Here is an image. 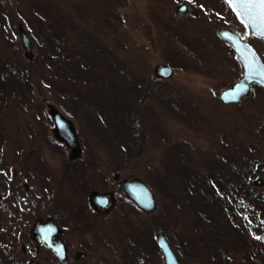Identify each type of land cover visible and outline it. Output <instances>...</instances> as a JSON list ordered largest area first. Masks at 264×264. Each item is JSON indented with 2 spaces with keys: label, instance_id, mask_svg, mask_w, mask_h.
<instances>
[{
  "label": "rangeland",
  "instance_id": "1",
  "mask_svg": "<svg viewBox=\"0 0 264 264\" xmlns=\"http://www.w3.org/2000/svg\"><path fill=\"white\" fill-rule=\"evenodd\" d=\"M222 27L239 32L264 62V40L248 33L226 0H0V194L9 184L19 191L10 208L15 221L5 210L0 216V243L10 234L2 230L16 236L22 228L14 250L23 264H61L28 234L36 218L53 216L78 264H165L158 231L183 264H214L211 254L228 244L230 264H264V207L253 209L255 241L241 246L232 234L221 240V224L198 203L211 193L204 176L215 162L246 154L264 160V88L253 86L239 103L219 97L242 74L218 35ZM159 63L174 68L170 78L155 75ZM53 108L74 124L82 147L76 160L55 136ZM127 108L131 124L122 118ZM117 173L147 182L158 212L125 199ZM255 178L264 181V167L248 184L264 197ZM93 190L115 192L109 213L92 208ZM80 217L86 228L78 227Z\"/></svg>",
  "mask_w": 264,
  "mask_h": 264
},
{
  "label": "water",
  "instance_id": "2",
  "mask_svg": "<svg viewBox=\"0 0 264 264\" xmlns=\"http://www.w3.org/2000/svg\"><path fill=\"white\" fill-rule=\"evenodd\" d=\"M232 8L234 9L233 6ZM186 11L187 6L184 4L177 7V14L179 15H184ZM234 11L236 12V10ZM239 19L248 28L250 34L264 39V37L259 34V24L256 28H253L246 17L239 16ZM19 34L25 50V56L29 59H33L32 40L22 23L19 24ZM218 34L234 48L236 58L242 67L241 76L233 85L221 92L220 100L224 104L239 103L244 97L251 93L253 85H259L264 88V76L260 75L261 72H264V63L254 48L247 40L243 39L238 32L230 28H221ZM154 73L157 77L167 79L173 75L174 68L168 64L159 63L156 65ZM240 89L244 90L240 91ZM234 94H237L238 98L231 99L230 97ZM51 114L55 122L54 132L56 137L65 143L73 159L79 158L82 154V148L73 122L56 108L52 109ZM116 178L120 179L119 174H116ZM254 183L261 186L264 184V181L262 178H255ZM119 189L122 195L134 201V203L146 213L153 214L158 212L159 206L155 192L151 186L141 178L121 179ZM89 197L91 204L100 212L106 213L110 211L115 204L114 195L110 192L102 193L92 191ZM55 234L60 235L61 228L53 219L49 220V222L47 221L44 225L38 221L31 232L32 237L40 236L42 242L47 247L52 248L61 259L65 260V246L62 241L52 239V236ZM156 241L162 251L165 264H183L180 256L177 254L163 231L156 233ZM29 264L39 263L33 261Z\"/></svg>",
  "mask_w": 264,
  "mask_h": 264
},
{
  "label": "trees",
  "instance_id": "3",
  "mask_svg": "<svg viewBox=\"0 0 264 264\" xmlns=\"http://www.w3.org/2000/svg\"><path fill=\"white\" fill-rule=\"evenodd\" d=\"M127 109V114L122 115V118L127 119L131 124V111ZM225 161L226 165H220L217 162H215L216 165H211V172L204 176L206 183L211 185V193L207 190L204 195L200 196L198 203L205 209L209 207L211 222L217 221L221 224L217 229L221 240H224L227 234H232L241 246H248L251 239L253 241L256 239L255 232H253V230L256 231V226L253 223L257 218L253 209L255 207L258 211L264 209V197L251 193L248 184L252 177L262 171L264 160L259 155L246 154L234 156L230 162L228 159ZM233 176L237 180L236 183ZM238 214L244 218L243 221H239V224L235 219ZM255 224L257 225V222ZM230 245L232 244H228V247ZM156 246L158 248V245ZM228 247L219 246V252L211 254L214 264L231 263L234 252L228 251Z\"/></svg>",
  "mask_w": 264,
  "mask_h": 264
},
{
  "label": "flooded vegetation",
  "instance_id": "4",
  "mask_svg": "<svg viewBox=\"0 0 264 264\" xmlns=\"http://www.w3.org/2000/svg\"><path fill=\"white\" fill-rule=\"evenodd\" d=\"M226 2H227V0H226ZM181 4H186L187 5V3H185V2L184 3H181ZM227 4H228V2H227ZM199 5H201V4H199ZM187 9H188V6H187ZM203 9H205V7H203ZM52 120H53V118H52ZM53 122H54V120H53ZM54 126H55V122H54ZM54 129H55V127H54ZM61 142H63V141H61ZM67 149H68V147H67ZM74 160H76V159H74ZM3 174H6V173H5V168L2 166V167H0V176L3 175ZM114 179L117 180L120 183L121 178L120 179H117L116 178V174L114 176ZM23 187H24L25 190H28L29 189L27 183H25V182L23 183ZM118 190L120 192L119 185H118ZM93 191H97V190H93ZM98 192H102V193H106V192L109 193L110 192V193H113L114 200H115V204H116V194H115V192L110 191V190H107V191H98ZM18 193H19V191H17V188H14V187L11 186V184H9L8 185V189H7V193L0 194V216L2 215L3 210L7 211V214L10 213L8 220L11 221V222L12 221H15V219L18 216L16 214V212H15V209H13V210L10 209L11 206H12V202L14 201L13 199L17 197ZM120 194H121V192H120ZM122 196L125 199L131 201L135 205L134 201L130 200L129 198H127L124 195H122ZM89 200H90V197H89ZM90 204H91V202H90ZM115 204H114V206H115ZM91 206L97 212L98 215L107 214V213H109L114 208V206H113V208L110 211L104 213V212H100L97 209H95L92 204H91ZM137 208L139 210H141L139 207H137ZM141 211H143V210H141ZM143 212H145V211H143ZM147 214H149V213H147ZM51 219H53L54 221H56V223L58 224V226L61 228V234L60 235H57V234L53 235L52 236V239L53 240H57V241L58 240L59 241H62V243L64 244L65 250H66V258H65V260L61 259L52 248L47 247L42 242L40 236L32 237V235H31V232L34 229V227H35V225H36V223L38 221H40V223L42 225H44V224L47 223V221L49 222V220H51ZM88 222H89V220L87 218L80 217V220L78 221V224H79L78 227L86 228L87 225H88ZM89 225H90V223H89ZM19 226L20 225L17 222L16 227L18 229H19ZM19 230L22 231V232L20 234L18 233L16 236H14L11 231L2 230L3 231L2 233H10V234L9 235H6L4 241L2 243H0V246H2V248L0 249V264H23L22 260L21 261L19 260V258L17 256V252L15 251L17 249V244H19V240L22 239V237H23V230H22V228H20ZM28 234H29V237L36 243L35 247H36L37 250L40 247L44 248L45 250H47L48 252H50V254L55 259H57L58 261L62 262L61 264H78V263H74L73 262V258L71 256L69 257V248L71 247L70 240L67 239V237L65 236L66 232L64 231V227H62V225L59 223V221L55 217L48 216L47 218H44V217L36 218V220L34 221V223L32 224V226L28 230ZM75 256H76V258L78 260L80 259V261H81V259H83V258L86 257V252L76 253ZM33 261H36L39 264H50V262L49 263L48 262L47 263H43L42 261L38 260L37 258L30 259L27 262V264H29V263H31Z\"/></svg>",
  "mask_w": 264,
  "mask_h": 264
},
{
  "label": "snow or ice",
  "instance_id": "5",
  "mask_svg": "<svg viewBox=\"0 0 264 264\" xmlns=\"http://www.w3.org/2000/svg\"><path fill=\"white\" fill-rule=\"evenodd\" d=\"M227 2L234 7L237 16L246 17L253 28H256L259 24V34L264 37V0H227ZM260 75L264 76V72H261ZM243 90L240 89V91ZM230 98L236 99L238 96L234 94Z\"/></svg>",
  "mask_w": 264,
  "mask_h": 264
}]
</instances>
